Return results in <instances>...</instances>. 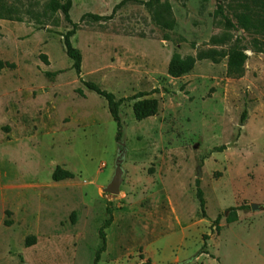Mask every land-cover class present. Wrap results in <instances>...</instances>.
Returning <instances> with one entry per match:
<instances>
[{
	"label": "rangeland",
	"instance_id": "374dc122",
	"mask_svg": "<svg viewBox=\"0 0 264 264\" xmlns=\"http://www.w3.org/2000/svg\"><path fill=\"white\" fill-rule=\"evenodd\" d=\"M49 2L4 0L14 20H0V59L15 64L0 72V264H94L107 208L113 223L99 264H264L262 5L73 0L79 79L63 44L72 26ZM243 14L260 31L240 29ZM235 46L248 56L242 78L228 76L227 58L168 74L175 53ZM81 80L125 100L122 143L107 102ZM139 93L159 102L156 116L135 119L128 98ZM119 156L120 192L106 194ZM58 167L75 178L53 181Z\"/></svg>",
	"mask_w": 264,
	"mask_h": 264
},
{
	"label": "trees",
	"instance_id": "16d2710c",
	"mask_svg": "<svg viewBox=\"0 0 264 264\" xmlns=\"http://www.w3.org/2000/svg\"><path fill=\"white\" fill-rule=\"evenodd\" d=\"M255 1L257 2V4L260 3L262 5V9H264V0H255ZM123 4L124 1L120 5H118L117 8ZM72 7H73V0H50V2L47 5V10L50 12L51 15L61 12L65 20L72 26V28L68 31V33L64 35L63 44L66 55L73 62V66H72L73 70L75 71L79 79H81L80 77L82 73V62H83L82 54L77 48L73 46L71 41V39L76 35V32L78 30V24L74 23L70 16ZM14 12L15 10L13 8H9L4 4V0H0V20L13 21L14 18L12 15H14ZM86 18H90L96 22H99L102 20L111 19L112 16L104 17L93 14H87L83 16V19ZM15 21L20 22L21 19L17 18V20ZM238 21H239L240 29H243L245 31H250V29H255V30L257 29L258 31H260V28H258V26L252 24L251 18L248 15L243 14L239 16ZM222 58H227V74L229 77L242 78L244 76L245 65L246 62L248 61V56L245 53V49H242L239 46H235L231 48L225 54H221L216 50H210L199 54L198 57H193V56L182 57L180 54L175 53L172 56L171 61L169 63L168 74L174 79H179L192 72L198 60L209 59L215 63H219ZM6 68L14 69L15 64L8 63L0 59V72ZM57 74L58 73H47V76L54 77ZM81 82L89 91L96 93L99 97L103 98L107 102L110 115L113 118V120L117 123V127H118L116 141L122 143V139L124 136V128L120 117V108L125 100L124 99L117 100L116 96L113 93L108 92L106 90H102L97 84L93 82H85L83 80H81ZM78 93L81 96H84L82 90H78ZM147 96H149V94L139 93L132 98H128L131 101H135L133 106V113L137 121H143L145 119L154 117L158 114L159 102L156 99L145 98ZM245 116L246 114L243 115L242 122L245 121ZM73 178H75V175L72 172L64 170L60 167L56 168L52 176V179L55 182L71 180ZM199 186H200V181L197 180V199L199 201L202 214L205 216L206 202L204 199L203 191L200 189ZM232 210L236 212L237 209H232ZM8 215H10V213H8ZM107 215L108 218L99 232L101 245L99 249L96 251L94 264L100 263L102 254L107 250V238H106L105 230L108 229L113 223L112 208H107ZM227 221L228 223L235 222L236 221L235 216L234 218H228ZM214 223H215L214 228H216V230H219L220 217H218ZM4 224L5 226L9 227L12 225V221L7 219L5 220ZM208 239L209 236H204V246H206V240ZM30 241L35 242V238H32L31 240H27V245H29Z\"/></svg>",
	"mask_w": 264,
	"mask_h": 264
},
{
	"label": "water",
	"instance_id": "95a60500",
	"mask_svg": "<svg viewBox=\"0 0 264 264\" xmlns=\"http://www.w3.org/2000/svg\"><path fill=\"white\" fill-rule=\"evenodd\" d=\"M123 182V168H122V160L119 158L116 161V169L111 183L104 189V193L110 195H118L120 192V188ZM253 210H257L258 207L256 205L252 206Z\"/></svg>",
	"mask_w": 264,
	"mask_h": 264
}]
</instances>
